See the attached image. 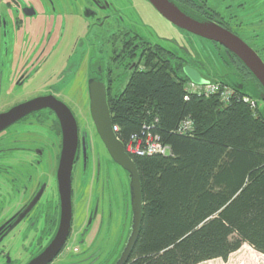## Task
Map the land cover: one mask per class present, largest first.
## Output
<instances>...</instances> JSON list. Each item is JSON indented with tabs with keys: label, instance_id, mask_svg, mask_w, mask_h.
I'll return each mask as SVG.
<instances>
[{
	"label": "trees",
	"instance_id": "obj_1",
	"mask_svg": "<svg viewBox=\"0 0 264 264\" xmlns=\"http://www.w3.org/2000/svg\"><path fill=\"white\" fill-rule=\"evenodd\" d=\"M171 55H150L126 94L109 100L125 145L136 139L145 148L156 137L171 148L169 155L132 156L143 217L125 264L227 260L246 244L264 255V115L220 95L186 99L188 79ZM188 117L193 130H181Z\"/></svg>",
	"mask_w": 264,
	"mask_h": 264
},
{
	"label": "flooded vegetation",
	"instance_id": "obj_2",
	"mask_svg": "<svg viewBox=\"0 0 264 264\" xmlns=\"http://www.w3.org/2000/svg\"><path fill=\"white\" fill-rule=\"evenodd\" d=\"M122 1L42 0L40 2L43 5L42 9L50 8L51 25L56 21L53 27L56 25L60 27L59 34L67 28L73 31L74 20L78 21L76 33L73 31L72 34L76 36L80 34L87 39L86 48L90 53L92 52V55L88 58L87 63L90 65L89 68L87 67L83 80L81 79L83 76L80 75L82 70L78 73L83 63H78L73 76L77 77L78 74L82 83L76 81V86L87 88L89 100L91 81L105 84L108 103L112 96L122 98L127 88L133 84V77L138 72H144L149 68L146 61L150 55L156 59L164 55L169 60L173 58L171 55L173 53L175 66L180 76L185 78L184 68L188 65L187 62L164 45V43L173 44V39L160 36L158 41H152L149 37L152 35L148 34H152L153 31V26L148 23L149 18L147 17L145 21L144 16L135 7L119 5ZM170 1L189 15L222 25L245 41L261 58L264 56V47H259L264 33L257 34L260 30L264 31V0H220V4L217 0H211L212 5L209 4L210 0ZM129 2L130 0H125L124 3ZM145 3L154 8L149 0H145ZM38 8L36 3L21 5L16 0L0 2V115L36 98L51 96L60 100L59 93L37 94L34 87L31 93H28L32 75L25 72L26 69L20 64L19 51L22 49L20 48L22 37H18L17 33L23 31L26 23L27 25L34 23L39 16L44 18L45 11H40ZM132 15L136 16V21L131 18ZM80 22L85 24L84 32H82L84 28H80ZM11 39H13L12 46L20 43V47L16 45L12 50V47H9ZM221 47L243 76L248 75L253 79L237 57L231 51ZM11 51L17 52V55ZM22 51L25 50L22 49ZM262 60L264 61L263 58ZM70 61L68 59L67 67L72 70L76 62L70 65ZM68 69L66 71L61 69V71H64V74ZM4 102H7V106L3 105ZM67 106L72 110L69 105ZM72 112L74 113L73 110ZM85 144H87V138L84 133L80 135L79 129L74 167L81 158V153L87 158ZM62 145L61 124L56 113L50 108L32 111L0 132V203L5 202L4 207L9 205V208H12L9 215L0 217V264H17L4 245L5 239L12 238L17 230L23 231L26 227L30 228L34 234L36 233L34 241L36 252L27 263L37 257L54 238L61 215V198L57 179ZM74 167L73 173H75ZM73 176L74 174H72V204ZM12 196L18 198L17 203H12ZM73 222L74 204L71 231L66 243L71 236ZM49 239V243L44 247ZM60 254L61 252L58 256Z\"/></svg>",
	"mask_w": 264,
	"mask_h": 264
},
{
	"label": "rangeland",
	"instance_id": "obj_3",
	"mask_svg": "<svg viewBox=\"0 0 264 264\" xmlns=\"http://www.w3.org/2000/svg\"><path fill=\"white\" fill-rule=\"evenodd\" d=\"M16 1H19L21 5L36 3L40 11H45L44 18L39 16L34 23L28 25L26 23L23 31L17 33L18 37H22L21 42L18 38L21 47L20 43L12 46L13 39L9 40V47H12V50L16 45L25 50L20 49L19 54H21L20 64L26 69L25 72L32 75L28 93H31L33 87L37 94L59 93L60 100H64L63 102L74 111L80 135L84 133L87 138V144H85L87 158L83 153L80 154L81 158L77 161L74 167L75 173H73L72 233L61 254L51 264H115L131 229L129 178L127 173L113 162L98 136L90 113L87 88L76 86V81L82 82L78 74L77 77L73 76L78 63H83V67L78 70V73L82 70L80 75L83 76L81 78L83 80L87 67L90 65L87 62L92 52L90 53L86 48L87 39L80 34L77 36L72 34L77 30L76 19L73 31L67 28L59 34L60 27L57 25L53 27L56 21L51 25L50 8H41L42 0ZM124 2L125 0L119 2V5L135 7L144 16L145 21L147 17L149 18L148 23L153 26V31L152 34H148L152 35L149 36L152 41H158L160 36L173 39V44L164 43V45L183 57L187 66L197 68L209 81L222 80L232 85H244L243 92L255 99L260 111L264 113V100L261 98L259 86L248 75L243 76L234 64L228 63L230 58L221 46L178 29L160 16L152 6L145 3V0ZM217 2L221 3L220 0ZM209 4L212 5L211 0ZM131 18L134 21L137 20L134 15ZM80 28H84L82 30L84 32L85 24L80 22ZM260 32L264 33L260 30L257 34L262 35ZM261 37L259 47H264V36ZM13 54L17 55V52ZM262 58L264 59V56ZM68 59L69 61L71 59L70 65L76 62L72 70L67 67ZM61 69L65 71L68 69V71L63 74L64 71ZM3 105L7 106V102ZM17 202L18 198L12 196V203ZM3 203L5 202L0 203V217L9 215L12 211L9 205L4 207ZM35 235L36 233L34 234L30 228L25 227L23 231L17 230L12 238L5 239L4 245L15 263L25 264L31 259L36 252ZM50 239L45 242L44 247ZM200 264H264V255L246 244L232 253L227 260L219 258Z\"/></svg>",
	"mask_w": 264,
	"mask_h": 264
},
{
	"label": "water",
	"instance_id": "obj_4",
	"mask_svg": "<svg viewBox=\"0 0 264 264\" xmlns=\"http://www.w3.org/2000/svg\"><path fill=\"white\" fill-rule=\"evenodd\" d=\"M154 8L171 24L193 35L220 44L231 51L253 75L259 83L261 98L264 100V61L240 37L222 25L196 18L187 14L170 0H149ZM1 2V0H0ZM184 74L196 84H207V80L196 68L186 66ZM237 92H243L244 85L229 84ZM90 113L98 136L104 144L109 156L121 167L129 178L131 205V229L120 257L115 264H125L138 240L143 217V193L140 173L134 159L126 152L125 144L113 131L111 110L104 83L91 81L89 85ZM251 97V96H250ZM50 108L61 124L63 145L60 157L57 185L61 198V215L58 229L51 243L27 264H49L63 249L72 226V174L79 143L77 119L72 110L62 101L54 97H41L16 106L11 111L0 115V132L32 111ZM260 110V108H259ZM262 113V112H261ZM264 115V113H262Z\"/></svg>",
	"mask_w": 264,
	"mask_h": 264
},
{
	"label": "built area",
	"instance_id": "obj_5",
	"mask_svg": "<svg viewBox=\"0 0 264 264\" xmlns=\"http://www.w3.org/2000/svg\"><path fill=\"white\" fill-rule=\"evenodd\" d=\"M185 92H186V99L192 98L194 96L197 97H210L213 95H220L221 100L226 103L230 104L232 100H236L239 102H243L248 104L251 109L254 111L257 110L258 102L250 98L248 96L241 95L237 93L233 88L223 85L221 83H207V84H196L193 82H187L185 85ZM194 123L192 119L188 117L184 120L180 128L181 130H190L192 131L194 128ZM118 126H113V131L117 133ZM139 144L136 139L129 141L127 145H125L126 152L132 157L134 155H144V154H162V155H169L171 153V148L168 145H163L159 143V140L156 137H151L147 140V143L144 146Z\"/></svg>",
	"mask_w": 264,
	"mask_h": 264
}]
</instances>
